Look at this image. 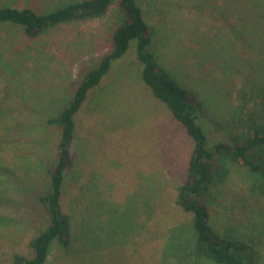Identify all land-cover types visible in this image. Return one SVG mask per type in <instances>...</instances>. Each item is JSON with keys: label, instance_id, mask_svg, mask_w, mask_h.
I'll return each instance as SVG.
<instances>
[{"label": "rangeland", "instance_id": "1", "mask_svg": "<svg viewBox=\"0 0 264 264\" xmlns=\"http://www.w3.org/2000/svg\"><path fill=\"white\" fill-rule=\"evenodd\" d=\"M70 1L76 0H0V5L46 11ZM137 2L154 28L157 60L200 96L210 145L231 137L239 105L227 87L238 68L251 66L253 82L264 92V63H243L263 55L257 45L260 23L249 28L244 23L250 7L244 0ZM238 6L240 11L229 15ZM117 11L116 1L103 18L63 25L37 39L27 38L20 27L0 26V264L24 252L42 228L46 213L39 197L50 185L59 129L49 120L109 50ZM142 70L134 41L75 116L73 163L63 197L72 241L67 247L54 243L46 264H89L98 248L116 242L129 247L130 264H214L196 256L191 215H181L173 227L180 253L171 248L170 237L174 243L176 237L170 230L159 221L147 222L154 210L152 217L158 211L159 219L174 207L193 143L145 86ZM223 164L228 174L212 188L211 214L217 225L229 216L231 235L242 225L252 251L259 252L256 264H264V177L228 160ZM242 255L252 264L250 249Z\"/></svg>", "mask_w": 264, "mask_h": 264}, {"label": "trees", "instance_id": "2", "mask_svg": "<svg viewBox=\"0 0 264 264\" xmlns=\"http://www.w3.org/2000/svg\"><path fill=\"white\" fill-rule=\"evenodd\" d=\"M116 1L117 24L111 33L109 50L97 66L86 71L69 102L55 118L49 120L48 125H57L59 129L54 147V164L48 169L50 185L47 192L39 197L46 217L39 232L30 238L26 250L13 253L9 264H46L54 243L65 247L70 245L72 219L63 209V197L66 175L73 163L71 149L75 138V116L91 90L100 85L112 64L127 54L134 41L137 58L143 63L142 81L152 95L166 105L193 143L185 180L175 188L174 207L159 219L158 211L152 217L154 210L147 222L152 224L159 221L163 229L170 230L171 236L176 237L175 243L174 238L170 237L171 248L175 253H180L177 248V230L173 227L181 222V215L189 214L193 218L196 236L194 250L197 257L214 264H245L242 253L250 249L252 264H256L259 252L254 249L252 251L253 246L244 238L248 233H244L242 225L235 227L238 235H231L232 230L229 232L227 229L229 216H222L221 224L217 225L209 207V198L216 181L228 174L224 160L264 177V92L253 82L251 66L238 68V76L227 87L229 96L239 105L231 121V131L235 134L211 146L201 123L205 107L200 96L157 60L152 50L154 28L145 20L137 0H76L46 11L27 4L20 7L0 5V26L20 27L27 38L37 39L63 25L103 18L109 14ZM238 2L242 4L243 0ZM244 2V6L251 9V14L244 21L245 26L249 28L254 22L260 23L257 45L263 55L257 62L248 58L243 63H264V0ZM239 6L238 10L234 9L229 15L239 12ZM228 25L235 32V24L228 21ZM234 34L239 36L240 31ZM122 243L98 248L96 259L92 254L89 264H130L129 247Z\"/></svg>", "mask_w": 264, "mask_h": 264}]
</instances>
